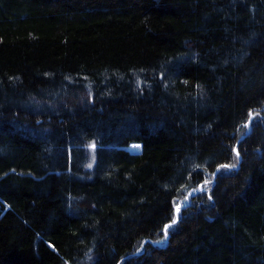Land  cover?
<instances>
[{
  "label": "trees",
  "instance_id": "trees-1",
  "mask_svg": "<svg viewBox=\"0 0 264 264\" xmlns=\"http://www.w3.org/2000/svg\"><path fill=\"white\" fill-rule=\"evenodd\" d=\"M261 103L264 0H0V264H264Z\"/></svg>",
  "mask_w": 264,
  "mask_h": 264
},
{
  "label": "rangeland",
  "instance_id": "rangeland-1",
  "mask_svg": "<svg viewBox=\"0 0 264 264\" xmlns=\"http://www.w3.org/2000/svg\"><path fill=\"white\" fill-rule=\"evenodd\" d=\"M262 106H264V103H261L259 105V107H262ZM247 126L250 127V121L248 122ZM133 148L135 150L136 149L138 150L139 146L135 145ZM213 178H214V176L212 175L210 178L205 179L203 182L196 184L193 188H191L189 190V192L185 196L181 197L180 199H178L176 201L175 209H174L175 210V219H177V215H178V212H179V209L181 208V206H183L184 204H186L190 201V198H189L190 193L195 192V191L200 190V189H203L207 184H209L213 180ZM169 224L170 223L167 222L163 225L164 232L166 235H167V227ZM160 243L161 242H157L156 244L159 245ZM143 249H144V246L141 247V250H143Z\"/></svg>",
  "mask_w": 264,
  "mask_h": 264
},
{
  "label": "water",
  "instance_id": "water-1",
  "mask_svg": "<svg viewBox=\"0 0 264 264\" xmlns=\"http://www.w3.org/2000/svg\"><path fill=\"white\" fill-rule=\"evenodd\" d=\"M255 108H258V107H252V108H251V112H252ZM250 128H251V126L248 127V129L245 131V134L249 132ZM193 193H194V192L190 193L189 198H190V196H191Z\"/></svg>",
  "mask_w": 264,
  "mask_h": 264
}]
</instances>
